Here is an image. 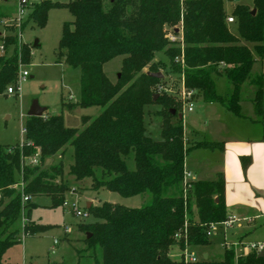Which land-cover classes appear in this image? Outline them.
<instances>
[{
	"label": "trees",
	"instance_id": "16d2710c",
	"mask_svg": "<svg viewBox=\"0 0 264 264\" xmlns=\"http://www.w3.org/2000/svg\"><path fill=\"white\" fill-rule=\"evenodd\" d=\"M52 9H68L74 17L63 26L59 60L64 58L67 65L81 70L80 99L63 106L70 111L103 110L93 120L83 117L82 129L66 127L63 115L29 117L21 144L0 145V264H6L7 251L21 243L17 223L24 197L30 199L25 205L26 238L55 227L31 217L38 207L35 200L43 196L50 198L51 209L63 207L70 189L64 180L69 146L74 160L69 175L77 182L91 179L94 191L106 189L124 198L150 197L140 208L92 204L88 212L97 221L80 229L91 235L87 246L94 251L95 264H264L259 253L236 258L235 251L226 248L221 260L186 263L182 257L172 258L175 247L183 252L210 246L208 227L226 221L229 212L223 174L214 181H193L184 193L189 152L223 146L207 141L188 146L182 121L173 123L178 114H171V110L178 113L181 104L157 92L168 74L178 75V82L183 80L205 103H220L240 115L241 89L251 82L256 86V113L263 116L264 77H252L256 60L249 45L263 58L264 0H253L255 15L246 5H237L228 14L224 0H45L32 5L29 20L43 28ZM8 16V9L0 6V19ZM229 17L235 19L238 34L228 25ZM178 29L182 40L172 44L167 34ZM1 47L0 95L18 86L20 64L31 60L30 47L20 46L17 36H0ZM118 57H123L121 76L113 83L104 66ZM157 73L164 77L151 76ZM216 77L233 86L229 98L218 95ZM152 105L162 107L157 112L162 119L158 141L145 123L146 109ZM36 154L40 165H27L26 160ZM56 158L58 163L42 168ZM130 160L134 170L129 168ZM241 161L246 172L252 159ZM19 176L23 187H15ZM99 249L101 258L96 254Z\"/></svg>",
	"mask_w": 264,
	"mask_h": 264
},
{
	"label": "rangeland",
	"instance_id": "374dc122",
	"mask_svg": "<svg viewBox=\"0 0 264 264\" xmlns=\"http://www.w3.org/2000/svg\"><path fill=\"white\" fill-rule=\"evenodd\" d=\"M51 1L67 3L71 0ZM224 3L228 14H231L233 8L237 5L250 6L253 11V7H251L253 6V0H224ZM13 4V0H0V6L7 8L9 15L4 19H0V33L1 36H17L20 46L28 45L30 47L31 60L29 63L20 64L18 77L21 79L22 73L25 71L29 72L30 76L21 81L17 93L10 94L7 90L0 95V145L13 146L21 144L24 141V128L29 118L28 113L34 102H38L40 106L47 108L43 117L63 115L66 127L82 129L84 127L82 122L83 117H90L93 120L101 114L103 109L101 107H78L70 111L67 107L63 106V103H76L80 99L81 70L67 65L64 58L59 60V43L62 38L63 26L66 22L74 21L73 15L68 9H52L49 12L46 26L42 28L30 21L28 14L23 20V24L25 25L22 24L19 29L17 27L18 22L16 21L17 10ZM228 25L234 34H238L236 23ZM20 30L22 33V43L19 37ZM36 41L39 42L38 47L34 46ZM249 46L251 47V45ZM12 50L13 47L10 53ZM0 52L4 53V50L0 48ZM253 56L255 59L259 58V55L254 49ZM158 58L163 57L158 56ZM122 61L123 57H118L104 66L106 75L113 83L118 81V75L121 74ZM263 71L264 66L258 61L252 69V77L254 78L256 75H260ZM166 78V84L163 86L167 90H160V87H158L157 92L173 96L181 104V109L178 111V114H183L182 123L185 131L190 135L194 129L189 123V117L192 114L182 102L181 82H178L179 76L168 74ZM215 80L219 93L226 96L232 88L231 83L224 77H216ZM248 83H245L244 95L246 98L241 101L243 103L242 114L247 119L250 117L252 110V101L247 99L250 96V90L246 89L248 88ZM15 86L12 85L11 87ZM196 99L197 96L194 97V101ZM161 109L162 107L159 105H152L146 109V127L149 135L156 141L161 140L162 119L157 115V112ZM178 118L176 116L173 123ZM247 119L246 122L249 121ZM202 137H199V139H203ZM201 152L205 151L193 154L190 151L187 156V161L192 160L193 162L195 158H198V154H202ZM58 162V158L51 159L47 160L41 166L43 169H46ZM73 162V148L69 146L64 157V180L70 187L66 200L69 202H78L82 211L88 212L87 204L90 202L92 204L95 203L97 206L108 202L129 208H139L143 205L145 196H149L148 194H144L135 198H124L106 189L94 191L92 189L91 179L77 182L69 175L70 166ZM128 163L130 168H134L132 161H128ZM26 164L38 166L40 162L33 164L30 159H27ZM19 177L20 183H22V178L21 176ZM22 186L20 185V187ZM36 203L38 207L33 211L32 218L34 220L36 219L37 222L52 224L55 227L45 233L27 238L24 237L20 244L7 251L4 260L11 264H48L52 262L64 264H95L94 251L89 250L87 246V234L80 229V226H88L89 224L95 223L97 221L95 217L88 212V218H80L64 207L51 209V200L45 196L37 198ZM193 208L196 213L195 207ZM25 217L22 213L17 223L20 230L23 228ZM194 220L198 221L197 215L194 216ZM20 235L22 238V231ZM209 239L213 240L211 241L212 244L207 247L195 249L197 254L202 256L205 252H208L210 255L209 261L221 259L224 255L221 240L218 236ZM249 240L264 242V217L256 220L255 229ZM56 241L57 244H55ZM236 241L232 240V242ZM96 254L101 258L100 249L97 250ZM171 256L172 258L179 259L182 257V251L178 247H175L171 252Z\"/></svg>",
	"mask_w": 264,
	"mask_h": 264
},
{
	"label": "crops",
	"instance_id": "0c3cea01",
	"mask_svg": "<svg viewBox=\"0 0 264 264\" xmlns=\"http://www.w3.org/2000/svg\"><path fill=\"white\" fill-rule=\"evenodd\" d=\"M13 5L16 6L15 4ZM244 43L242 42V44ZM250 48L252 51L253 49L255 50L254 45H251ZM255 60V64L259 61L264 66V56L263 58L259 56ZM257 76L264 77V71L255 77ZM231 87L230 92L224 96L219 93L216 84L218 95L226 98H229L233 92V86L231 85ZM246 89L250 90V96L247 99L252 101V110L248 122H246L247 117L242 114L243 103L241 102L242 99L246 98L244 95L245 84L242 86L240 93V115H236L220 103H205L201 97L195 95L197 99L194 101V110L190 112L192 115L189 117V123L194 129L190 135L185 131L188 146L207 141L221 144L223 148L193 150L191 154L200 153V151L205 152L198 154V158H195L193 162L192 160L187 161L186 158V171L191 174L193 181H214L220 174L225 176V198L229 216L236 215L240 218H250L254 221L250 226H244L229 232L230 235L228 237L232 240L252 243L254 241L249 240V238L255 229L256 220L264 217V112L263 116H258L255 110L256 86L249 82ZM178 121L179 118L175 120L176 123ZM199 137L203 139H199ZM242 157H250L252 159L251 165L246 172L242 166ZM130 161L134 163L133 160ZM130 169H135V163L134 168ZM149 199V196H145L143 205ZM93 205L97 206L95 203ZM32 221L37 222L33 218ZM218 237L223 246L224 237L221 235ZM205 255H207V259L210 258L208 252H205L202 257L204 258ZM4 263L11 264L5 260Z\"/></svg>",
	"mask_w": 264,
	"mask_h": 264
},
{
	"label": "built area",
	"instance_id": "2783aa9c",
	"mask_svg": "<svg viewBox=\"0 0 264 264\" xmlns=\"http://www.w3.org/2000/svg\"><path fill=\"white\" fill-rule=\"evenodd\" d=\"M3 1V0H1ZM7 1V0H6ZM42 1L45 0H13V3L16 5V10H17V14H16V21L17 23V27L20 29L22 24H23V20L25 18V16H27L31 10V7L33 4L36 3H40ZM236 21L233 17H229L228 18V23L229 24H234ZM20 41L22 43V33L20 30ZM167 38L170 41V43L172 44H176L179 41L182 40L181 37V32L178 29V33L175 31H170L167 34ZM1 49L3 50V47H1ZM177 62L180 61L179 58H177L176 60ZM30 76L29 72H23L22 73V77L21 79H19V83L18 86L16 87H10L8 89V93L10 94H15L17 93V90H19V84L21 83V81L27 79ZM181 97H182V102L185 106H187V109L189 112H192L194 110V97L196 95V92L193 90H188L184 85H183V80H181ZM160 90H167L164 86L160 87ZM24 133H25V128H24ZM30 161L33 164H37L39 163V155L36 154L34 157L30 158ZM191 182H193L192 180V176L191 174L186 171L185 172V178H184V182H183V187H184V193L186 194L187 190L191 187ZM20 185H23V182L20 183L19 185H16L15 187H19ZM23 187V186H22ZM29 197H24L23 198V215H25V220L23 221V228H22V238L20 235V241H22V239H24L25 237V227L26 225L29 223V219L27 218V209L25 208V205L28 203L29 201ZM63 207L74 213L75 216L80 217V218H88L89 217V213L87 211H82L79 207V203L78 202H69V201H65ZM253 219L250 218H240L236 215H231L228 217V219L224 222L221 223H213L211 224L208 229H207V236L209 238L211 237H216V236H223L224 237V241H223V248L228 249V250H234L235 254H236V258L239 257H245L250 253L256 252V253H260L261 251H264V243L262 242H252V243H245L241 240H237L236 242H232V240H230V237H228L229 232L235 230V229H240L244 226H250L253 224ZM177 239H179V235H177L176 237ZM55 244H57V241L55 242ZM182 258L184 259V261L186 263H198L200 262L202 259H204L202 256H199L197 254V252L194 249H190V248H186L183 252H182Z\"/></svg>",
	"mask_w": 264,
	"mask_h": 264
},
{
	"label": "water",
	"instance_id": "95a60500",
	"mask_svg": "<svg viewBox=\"0 0 264 264\" xmlns=\"http://www.w3.org/2000/svg\"><path fill=\"white\" fill-rule=\"evenodd\" d=\"M255 14H256V10L254 9L252 11V15H255ZM176 32L178 33V30H176ZM0 36H1V33H0ZM34 46L35 47H38L39 46V42L36 41L35 44H34ZM120 76L121 75L119 74L118 75V78H120ZM151 76L154 77V78H159V79H162L164 77L162 73L151 74ZM158 97H159L158 94L155 95L154 96V100L156 101ZM46 111H47V108L40 106L38 104V102H34V104L32 105V107H31V109H30V111L28 113V117H43ZM171 114L173 116H176L178 114L177 113V110H171ZM178 117H179V120H181V121L183 120V114H178ZM91 206H92V203L91 202L88 203L87 204V209H90ZM90 237H91V235L90 234H87V238H90ZM259 256L260 257H263L264 256V251H261L259 253ZM204 259L205 260L207 259V255L204 256Z\"/></svg>",
	"mask_w": 264,
	"mask_h": 264
}]
</instances>
